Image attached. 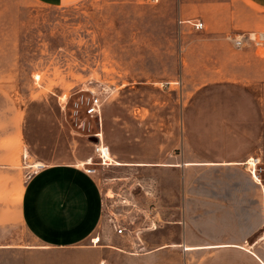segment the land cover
<instances>
[{"label": "rangeland", "instance_id": "rangeland-1", "mask_svg": "<svg viewBox=\"0 0 264 264\" xmlns=\"http://www.w3.org/2000/svg\"><path fill=\"white\" fill-rule=\"evenodd\" d=\"M177 13L174 0H79L65 6L0 0V135L20 126L23 159L16 181L0 189L19 194L36 162L94 168L105 206L91 242L102 243L128 239L112 227L113 216L138 215L133 228L140 232L158 224L151 182L159 181L161 190H177L183 177L112 158L101 164L93 138L97 133L124 161L158 147L172 157L185 146L216 154L245 147L261 158L264 180V80L255 87L213 82L224 76L221 68L209 73L205 66L211 42L204 31L181 24ZM258 53L264 56V50ZM230 71L237 76V69ZM169 81L171 87H165ZM94 96L104 103L101 115L86 112ZM185 127L196 135L166 134ZM5 147L15 148V140ZM87 157L90 166L81 162ZM18 232L23 242L32 241L22 226ZM53 258L96 264L85 250L56 252ZM112 264L125 263L119 258Z\"/></svg>", "mask_w": 264, "mask_h": 264}, {"label": "crops", "instance_id": "crops-1", "mask_svg": "<svg viewBox=\"0 0 264 264\" xmlns=\"http://www.w3.org/2000/svg\"><path fill=\"white\" fill-rule=\"evenodd\" d=\"M34 1L65 6L79 0ZM174 3L181 24H189L196 32L204 31L208 43L211 42L205 66L209 73L221 68L224 76L222 81L213 82L255 84V87L254 82L264 80V56L258 49L254 46L234 49L228 39L230 35L264 31V0H174ZM196 20L204 22L203 29L194 28ZM233 69L238 71L236 77L231 75ZM172 83L166 82L165 87H171ZM183 118L189 127L187 111ZM166 134L185 139L196 135L186 127ZM21 135L20 126L19 130L16 127L0 135L1 186L6 181H16V175L21 174ZM11 138L16 147L7 149L6 142ZM102 141L105 144L103 138ZM107 146L110 158L123 165L158 172L173 170L182 175L181 188L177 190H161L156 186L159 181L151 182L150 201L153 198L155 209L160 211L156 215L157 227L143 230L139 240L111 238L92 243L104 211L96 176L75 162H36L37 168L19 194L0 189V264H65L64 260H54L53 253L82 250L92 252L96 264H112L119 258L125 264H264V180L258 155L255 174L259 179H256L247 166L253 152L245 147L216 154L185 146L173 157L168 155L171 152L158 147L152 154L124 161L118 160L111 146ZM28 153L26 149L24 159ZM90 159L81 162L87 165ZM21 226L31 236V242L20 239Z\"/></svg>", "mask_w": 264, "mask_h": 264}, {"label": "built area", "instance_id": "built-area-1", "mask_svg": "<svg viewBox=\"0 0 264 264\" xmlns=\"http://www.w3.org/2000/svg\"><path fill=\"white\" fill-rule=\"evenodd\" d=\"M193 26L196 30H201L204 28V22L201 20H196L193 22ZM229 41L233 44V46L237 49H242L248 46H254L256 49H262L264 50V31L260 32H246L242 34L237 35H230L228 36ZM101 99L98 96H94L87 102V108L86 112L89 115H99L101 110ZM97 137L99 139L98 143L95 144V153L100 159V163L103 165H108L111 162V159L109 157V147L105 145L102 141V137L100 133H97ZM252 159L254 160L253 162ZM88 162H91L87 164V166H90L93 164L92 159H90ZM259 163V160L257 158H249L247 160V166L252 169V174L256 179H259L258 175L255 174L256 172V166ZM85 171L90 174H94L96 170L91 167H86ZM104 205V204H103ZM105 206V205H104ZM104 213V211H103ZM138 215L132 216L131 219H118L117 217L113 216L110 219V223L112 227L116 230L117 234L127 237L128 240H139L142 232L139 230H136V228H133L135 221L138 219ZM157 224H153V227L149 228H156Z\"/></svg>", "mask_w": 264, "mask_h": 264}, {"label": "water", "instance_id": "water-1", "mask_svg": "<svg viewBox=\"0 0 264 264\" xmlns=\"http://www.w3.org/2000/svg\"><path fill=\"white\" fill-rule=\"evenodd\" d=\"M93 138H94V141L98 142L97 136L94 135Z\"/></svg>", "mask_w": 264, "mask_h": 264}, {"label": "bare ground", "instance_id": "bare-ground-1", "mask_svg": "<svg viewBox=\"0 0 264 264\" xmlns=\"http://www.w3.org/2000/svg\"><path fill=\"white\" fill-rule=\"evenodd\" d=\"M110 157V156H109ZM111 159V158H110ZM254 160L252 159V161L251 162H253ZM89 163H91V162H87V164H89ZM118 163V162H117Z\"/></svg>", "mask_w": 264, "mask_h": 264}]
</instances>
